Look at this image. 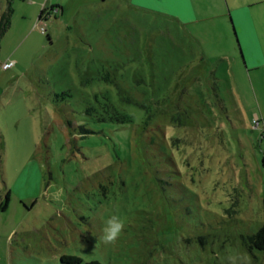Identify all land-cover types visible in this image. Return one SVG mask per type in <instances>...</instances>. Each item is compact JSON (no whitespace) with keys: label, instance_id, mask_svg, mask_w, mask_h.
<instances>
[{"label":"rangeland","instance_id":"1","mask_svg":"<svg viewBox=\"0 0 264 264\" xmlns=\"http://www.w3.org/2000/svg\"><path fill=\"white\" fill-rule=\"evenodd\" d=\"M199 1L184 24L131 0H10L0 264H264V7L255 45Z\"/></svg>","mask_w":264,"mask_h":264},{"label":"crops","instance_id":"2","mask_svg":"<svg viewBox=\"0 0 264 264\" xmlns=\"http://www.w3.org/2000/svg\"><path fill=\"white\" fill-rule=\"evenodd\" d=\"M131 2H133L134 4H131L136 7L168 13L175 21L184 24L194 19V15H196L195 12L204 13L203 10H198L194 5L195 2L200 3L199 0H131ZM145 4H150L151 6H145ZM212 7L219 9L220 13L225 17L229 15L232 18L240 39L241 37L244 40L249 39L253 41L255 45H259L258 38H260V35L257 20L259 18L257 14L254 13V10H256V8H263L264 0H224L223 2L214 0V2H212ZM261 18L264 19V14ZM245 43L246 45L249 44L247 41H245ZM251 51L249 50V55H251L250 58L248 56L247 58L253 61L255 60V54L259 56V53L252 51V56L250 53Z\"/></svg>","mask_w":264,"mask_h":264},{"label":"trees","instance_id":"3","mask_svg":"<svg viewBox=\"0 0 264 264\" xmlns=\"http://www.w3.org/2000/svg\"><path fill=\"white\" fill-rule=\"evenodd\" d=\"M8 4H9V6H8L6 12H3V14L0 16V45H1L2 38L5 36V34L8 31V28H9V25H10V19L12 17V12H13L12 6H11L12 3L10 2V0H9ZM131 5L134 6L135 8H138L139 10H143V11H146V12H150V13L156 12V11L151 10V9L136 7L133 4H131ZM45 13H46V9H44L42 11V13L40 15V19L44 16ZM171 18L173 19V17H171ZM117 115H118V113H117ZM124 119L126 121H130L131 117L128 116V115H124L123 117H121V120H124ZM83 130L86 133H90V131H88L86 129H83ZM9 200H10V193H8V195L6 197V205H5L4 209L7 208ZM250 241H251L252 247H254L257 250L264 251V224L260 228L258 233L250 238ZM61 261L63 263H66V264H83V261L80 258L75 257V256L62 257ZM84 264H100V263L96 262V261H92V262H87V263H84Z\"/></svg>","mask_w":264,"mask_h":264},{"label":"clouds","instance_id":"4","mask_svg":"<svg viewBox=\"0 0 264 264\" xmlns=\"http://www.w3.org/2000/svg\"><path fill=\"white\" fill-rule=\"evenodd\" d=\"M125 227V219L118 213H113L104 221L102 233L99 238L107 246L117 244L124 234ZM229 262L230 264H244V255L241 253L231 255Z\"/></svg>","mask_w":264,"mask_h":264},{"label":"built area","instance_id":"5","mask_svg":"<svg viewBox=\"0 0 264 264\" xmlns=\"http://www.w3.org/2000/svg\"><path fill=\"white\" fill-rule=\"evenodd\" d=\"M42 32L45 33L44 28H42ZM14 64L15 63L13 61H9V62L4 63L2 65V68L5 69V70L10 69L11 67L14 66ZM254 122L258 124V119L254 120Z\"/></svg>","mask_w":264,"mask_h":264},{"label":"snow or ice","instance_id":"6","mask_svg":"<svg viewBox=\"0 0 264 264\" xmlns=\"http://www.w3.org/2000/svg\"><path fill=\"white\" fill-rule=\"evenodd\" d=\"M145 6H151L150 4H145Z\"/></svg>","mask_w":264,"mask_h":264}]
</instances>
